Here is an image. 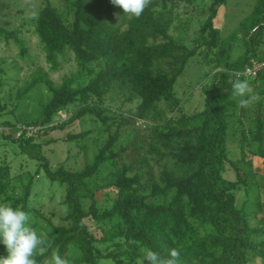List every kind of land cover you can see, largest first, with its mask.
Returning <instances> with one entry per match:
<instances>
[{"label":"trees","instance_id":"16d2710c","mask_svg":"<svg viewBox=\"0 0 264 264\" xmlns=\"http://www.w3.org/2000/svg\"><path fill=\"white\" fill-rule=\"evenodd\" d=\"M226 2L149 0L135 18L110 0H46L27 23L0 25V38L19 42L18 57L31 64L20 36L36 35L48 65L10 108L0 104V203L21 207L43 234L37 264H52L54 254L67 264H149L143 248L166 259L176 249L177 264H264V68L244 74L264 62V0L241 24L246 52L235 60L214 25ZM195 19L201 26L193 36ZM71 56L77 72L56 85L50 73ZM196 56L211 67L213 81L203 88L204 109L186 114L175 87ZM18 65L0 63V91ZM236 80L247 81L251 94L232 97ZM33 91L43 97L32 100ZM5 113L13 119L2 120ZM87 117L107 139L80 168L54 167L43 146L56 140L47 138ZM93 133L64 141L87 150ZM229 141L239 144L236 161ZM8 145L13 161L1 153ZM255 157L262 173L253 168ZM228 166L234 179L224 177ZM41 174L62 191L59 214L38 200Z\"/></svg>","mask_w":264,"mask_h":264},{"label":"rangeland","instance_id":"374dc122","mask_svg":"<svg viewBox=\"0 0 264 264\" xmlns=\"http://www.w3.org/2000/svg\"><path fill=\"white\" fill-rule=\"evenodd\" d=\"M50 2L53 5L60 6L61 0H50ZM227 2L228 4L224 7V11H220V14L214 24L221 32V37L224 40V45L228 49L231 59L235 60L245 55V33L244 31H241V24L252 13L256 0H228ZM45 4L46 0H0V25L6 29L17 28L23 22L27 23L29 18L38 12ZM198 4H200V2ZM200 26L201 23L198 19H195L192 25L193 33L190 35L194 36L197 34L196 32ZM20 38H22V43L26 46V48H28L30 57L35 58V64H31L28 58L23 60L18 57L20 52L19 42L10 41V43L7 44L5 40L0 38V63L4 59H9V62L16 61L19 64V68L17 69L19 70V74L16 73L17 71H10L9 74L12 78L9 77L7 79V84H5L0 91V104L6 105L9 108L11 107V100L13 102V98H15L16 92L30 80L31 75L35 71L41 69L44 71L48 70V65L45 63V57L39 47V40L37 36L33 33L24 31ZM4 69L10 70L12 69V66L8 63L4 66ZM76 72L77 65L71 56L68 61L62 63V67L58 72L50 73V78L56 85H61L64 78H68ZM211 73V67L203 64L199 57L196 56L189 61L183 75L179 78L175 87L178 98L182 100V110L184 113L193 114L204 109L205 93L203 88L212 83L213 76L210 75ZM33 92L34 94L31 96L32 100L43 97L41 92ZM134 108L135 105H127L125 107L126 110H134ZM30 111H32L31 107L29 108V112ZM61 118L66 119L67 114L62 112ZM12 119L13 118L8 116L6 113L2 118V120ZM101 129L102 128L99 124L90 120V117H87L82 125L78 123L69 130L55 132L49 136L47 138L49 141H56L48 145L45 144L43 146V152L45 156L49 158L54 167L61 164H67L74 166L75 168H80L84 162L92 160L98 147H100L102 142L107 139V134L102 132ZM86 130L94 131V133L87 138V150L84 149L80 151L73 148L74 144L66 143L64 141L68 134H78ZM94 137H100V141H95ZM227 147L232 161H236L240 158L241 150L238 142L229 141L227 143ZM2 150V155L5 152L7 154L6 161H13L14 157L10 146H3ZM86 153L87 155L85 157ZM252 161L254 170L262 173V160L255 157ZM235 176V172L230 166H228V169L224 173V177L234 179ZM37 181L35 192L39 194L38 200L45 203L46 210H55L59 214V197L62 192L59 190V185L55 183L52 186V183L45 177L44 174H41Z\"/></svg>","mask_w":264,"mask_h":264},{"label":"clouds","instance_id":"9594fccd","mask_svg":"<svg viewBox=\"0 0 264 264\" xmlns=\"http://www.w3.org/2000/svg\"><path fill=\"white\" fill-rule=\"evenodd\" d=\"M114 6L123 10L124 15L139 18L149 0H110ZM252 89L245 80H236L232 83V97L250 95ZM242 105L247 101L242 100ZM45 239L42 233L30 224L29 214L21 207H14L8 203H0V245L6 255H0V264H37V253L42 250ZM144 260L149 264H177L179 252L171 249L168 258L158 252L143 248ZM52 264H67L58 254L51 257Z\"/></svg>","mask_w":264,"mask_h":264},{"label":"built area","instance_id":"2783aa9c","mask_svg":"<svg viewBox=\"0 0 264 264\" xmlns=\"http://www.w3.org/2000/svg\"><path fill=\"white\" fill-rule=\"evenodd\" d=\"M261 68H264V62L261 64L255 63L254 67L252 69H248L246 72H244L245 75H255L258 70ZM240 76V74L238 75Z\"/></svg>","mask_w":264,"mask_h":264},{"label":"crops","instance_id":"0c3cea01","mask_svg":"<svg viewBox=\"0 0 264 264\" xmlns=\"http://www.w3.org/2000/svg\"><path fill=\"white\" fill-rule=\"evenodd\" d=\"M227 1H228V0H227ZM227 4H228V2H226L225 5H223V6L220 7V9L218 10L217 17L219 16L220 11H224V7H225ZM217 17H216V19H217ZM216 19H215V20H216ZM215 20H214V22H215ZM214 25H215V24H214Z\"/></svg>","mask_w":264,"mask_h":264}]
</instances>
